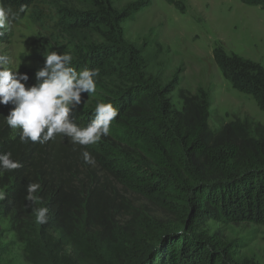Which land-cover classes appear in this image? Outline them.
<instances>
[{
  "label": "trees",
  "instance_id": "trees-1",
  "mask_svg": "<svg viewBox=\"0 0 264 264\" xmlns=\"http://www.w3.org/2000/svg\"><path fill=\"white\" fill-rule=\"evenodd\" d=\"M264 9V0H240ZM27 15L46 50L73 56L77 72L98 70L95 93H81L79 127L98 103L118 110L107 136L91 145L56 134L44 144L20 138L0 104V154L22 166L0 169V223L23 246L27 264H258L241 258L216 224L264 225V126L244 119L208 125L210 98L163 82L124 23L149 7L136 0H0ZM26 6L21 11V6ZM2 37V36H0ZM213 61L223 79L264 112V69L222 49ZM90 154L91 163L83 153ZM38 183L34 201L27 186ZM153 205L159 216L135 207ZM48 208V220L35 210Z\"/></svg>",
  "mask_w": 264,
  "mask_h": 264
},
{
  "label": "rangeland",
  "instance_id": "rangeland-1",
  "mask_svg": "<svg viewBox=\"0 0 264 264\" xmlns=\"http://www.w3.org/2000/svg\"><path fill=\"white\" fill-rule=\"evenodd\" d=\"M136 0H111L122 7ZM133 20L124 23L125 39L139 46L151 58V64L163 82L175 78L178 90L195 94L198 89L210 98L208 125L217 130L229 122L248 121L264 126V112L252 97L239 93L226 82L213 61V50L222 49L258 63L264 69V9L248 6L240 0H147ZM47 37L27 15H16L4 35L0 37V56L18 74H26L21 81L26 88L39 81L36 72L44 67ZM45 78H41V81ZM5 105V104H4ZM15 105L6 104L7 114ZM83 105L71 106L69 119ZM19 129V128H17ZM14 129V130H17ZM135 207L159 216L157 209L145 200L135 201ZM209 231H220L228 241H236L241 258L264 264V225L216 224L208 222ZM0 264H27L23 246L14 233L0 223Z\"/></svg>",
  "mask_w": 264,
  "mask_h": 264
},
{
  "label": "clouds",
  "instance_id": "clouds-1",
  "mask_svg": "<svg viewBox=\"0 0 264 264\" xmlns=\"http://www.w3.org/2000/svg\"><path fill=\"white\" fill-rule=\"evenodd\" d=\"M26 6H21V11ZM16 13L10 7L0 5V36L4 35L8 26L15 19ZM73 56L69 53L58 55L50 52L45 56L44 67L36 72V85L29 88L21 81H27L26 74H18L7 66V59L0 56V104L12 102L15 106L5 118L12 129L19 128L22 141L39 142L41 144L54 138L56 134L70 137L73 143L91 145L107 136L112 121L118 110L111 103H98L95 107L94 119L86 127H79L69 119L71 106L81 104V93L96 92L98 70L85 69L77 72L71 65ZM41 78H45L41 81ZM85 162H93L90 154L83 153ZM22 165L10 158V153L0 154V169L14 170ZM40 185L32 183L27 186L29 201L36 200L34 193ZM4 193L0 192V199ZM48 208L35 210L36 221L44 224L48 220Z\"/></svg>",
  "mask_w": 264,
  "mask_h": 264
}]
</instances>
